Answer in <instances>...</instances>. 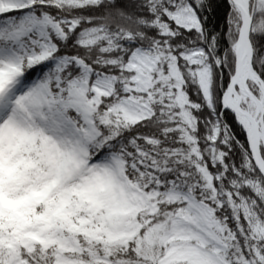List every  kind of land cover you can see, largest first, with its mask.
<instances>
[{
	"label": "snow or ice",
	"instance_id": "obj_1",
	"mask_svg": "<svg viewBox=\"0 0 264 264\" xmlns=\"http://www.w3.org/2000/svg\"><path fill=\"white\" fill-rule=\"evenodd\" d=\"M0 264H264V0H0Z\"/></svg>",
	"mask_w": 264,
	"mask_h": 264
}]
</instances>
